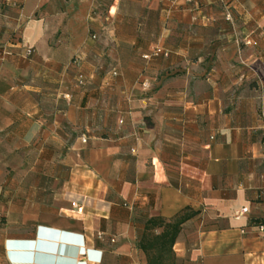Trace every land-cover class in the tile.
<instances>
[{
	"label": "crops",
	"instance_id": "1",
	"mask_svg": "<svg viewBox=\"0 0 264 264\" xmlns=\"http://www.w3.org/2000/svg\"><path fill=\"white\" fill-rule=\"evenodd\" d=\"M262 107L264 0H0V264H264Z\"/></svg>",
	"mask_w": 264,
	"mask_h": 264
},
{
	"label": "built area",
	"instance_id": "2",
	"mask_svg": "<svg viewBox=\"0 0 264 264\" xmlns=\"http://www.w3.org/2000/svg\"><path fill=\"white\" fill-rule=\"evenodd\" d=\"M162 51L160 49H155L153 51V55L154 56H157L159 54H161ZM31 54V51H27L26 52V55L29 56ZM84 81H85V78L83 76V74H78L77 75V78H76V82H77V85L78 86H83L84 85ZM259 120L261 122V125H262V129L264 131V107L261 108L260 110V113H259ZM82 142H85L84 140H82ZM74 207L75 205L72 204ZM81 210V209H79ZM247 213V208H242L240 209L239 211H236L234 213V219H240L241 217H243L245 214ZM255 231L259 232V233H264V225H259L257 227H255Z\"/></svg>",
	"mask_w": 264,
	"mask_h": 264
},
{
	"label": "trees",
	"instance_id": "3",
	"mask_svg": "<svg viewBox=\"0 0 264 264\" xmlns=\"http://www.w3.org/2000/svg\"><path fill=\"white\" fill-rule=\"evenodd\" d=\"M153 225V221H148V228L150 227V226H152ZM172 229V231L176 228V225H170V227L168 226V229ZM174 232V231H173ZM167 237V235H162L161 237H160V239L162 240L161 242L162 243H166L167 241H168V239L166 238ZM169 238V241L171 240V243H172V238H173V234H171L170 233V236L168 237Z\"/></svg>",
	"mask_w": 264,
	"mask_h": 264
}]
</instances>
